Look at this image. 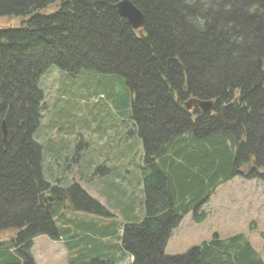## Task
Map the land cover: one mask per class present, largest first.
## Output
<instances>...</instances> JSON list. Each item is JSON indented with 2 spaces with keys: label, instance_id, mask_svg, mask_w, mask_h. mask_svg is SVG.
<instances>
[{
  "label": "trees",
  "instance_id": "trees-1",
  "mask_svg": "<svg viewBox=\"0 0 264 264\" xmlns=\"http://www.w3.org/2000/svg\"><path fill=\"white\" fill-rule=\"evenodd\" d=\"M120 1L0 0V264H34L36 236L61 239L63 191L78 209L109 214L78 184H53L57 146L40 142V127L50 104L42 79L57 67L117 76L116 107L136 121L145 166L131 190L118 173L109 181L131 264H264L243 233L165 252L188 211L203 220L198 206L219 185L237 175L264 180V0H131L145 17L138 30ZM191 97L214 100V110H186ZM65 240L80 250L70 264L114 263L108 246L88 248L89 237Z\"/></svg>",
  "mask_w": 264,
  "mask_h": 264
},
{
  "label": "rangeland",
  "instance_id": "rangeland-1",
  "mask_svg": "<svg viewBox=\"0 0 264 264\" xmlns=\"http://www.w3.org/2000/svg\"><path fill=\"white\" fill-rule=\"evenodd\" d=\"M1 21L17 23L9 19ZM60 71L58 67L51 68L42 79L50 104L42 118L40 142L50 146L48 138H52L57 146L52 165L57 176L53 184L64 190L78 184L105 206L109 214L78 209L63 191L62 197L68 199L57 202L58 213L54 218L63 240L47 234L36 236L30 248L32 259L34 264H70V258L76 257L80 250L70 248L65 239L89 237V249L93 243H100L114 252L113 264H131L130 254L121 248L127 218L123 209L117 207V195H111L109 181L118 170L125 171V184L131 190L133 180L128 179L146 161L143 141L142 147L137 141L130 148L124 144L126 139L135 141V135L139 138L134 130L136 121L127 117L122 107L120 110L116 107L114 97L121 91L117 76L97 71L74 75ZM241 170L246 171V166ZM205 203L197 212L200 216L205 212L204 221L199 222L190 211L172 231L165 250L168 255L184 254L216 234L227 238L243 233L264 260L263 179L237 175L218 186ZM97 256L91 253V257Z\"/></svg>",
  "mask_w": 264,
  "mask_h": 264
},
{
  "label": "water",
  "instance_id": "water-1",
  "mask_svg": "<svg viewBox=\"0 0 264 264\" xmlns=\"http://www.w3.org/2000/svg\"><path fill=\"white\" fill-rule=\"evenodd\" d=\"M119 14L126 18L128 23L134 30H138L144 27L145 17L142 11L133 4L131 0H121L116 5ZM184 107L186 110L193 108H199L200 111L209 112L213 111L215 107L214 100H201L196 97H191L184 101ZM3 131L6 133L5 122H3Z\"/></svg>",
  "mask_w": 264,
  "mask_h": 264
},
{
  "label": "crops",
  "instance_id": "crops-1",
  "mask_svg": "<svg viewBox=\"0 0 264 264\" xmlns=\"http://www.w3.org/2000/svg\"><path fill=\"white\" fill-rule=\"evenodd\" d=\"M134 140H135V142L137 141L138 142V144H139V146L140 147H142V138H134ZM159 160L160 159H157V162H159ZM140 167H139V169H141L142 167H144L145 165L142 163V164H140L139 165ZM117 173H118V175H119V177H118V181L116 182L117 184H120V183H125V181H126V178H125V176H126V173H125V171L124 172H120L119 170L117 171ZM142 176H140L139 177V187H138V192H139V194H140V196H141V198H143L144 197V189H143V183H142ZM122 179V180H121ZM128 180H133L132 178L131 179H128ZM133 182H136V180H133ZM220 186V185H219ZM218 188V187H217ZM216 188V189H217ZM211 196V195H210ZM206 205V203L205 204H203L202 206L201 205H199L198 206V210H200L201 208H204V206ZM119 206H120V204H119ZM118 205H117V207L120 209V207H119ZM143 210H144V206H143ZM190 211H193L194 213H195V210H190ZM190 211H188L187 213H189ZM186 213V214H187ZM194 213H193V215H194ZM185 214V215H186ZM184 218V217H183ZM183 220V219H182ZM182 220H181V222H182ZM205 219H203L202 221H204ZM180 222V223H181ZM200 222V221H199ZM180 225V224H179ZM178 225V226H179Z\"/></svg>",
  "mask_w": 264,
  "mask_h": 264
}]
</instances>
